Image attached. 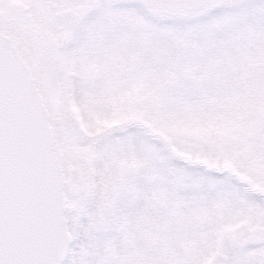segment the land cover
I'll use <instances>...</instances> for the list:
<instances>
[{"label":"snow or ice","instance_id":"6c2138e0","mask_svg":"<svg viewBox=\"0 0 264 264\" xmlns=\"http://www.w3.org/2000/svg\"><path fill=\"white\" fill-rule=\"evenodd\" d=\"M0 264H264V0H0Z\"/></svg>","mask_w":264,"mask_h":264}]
</instances>
